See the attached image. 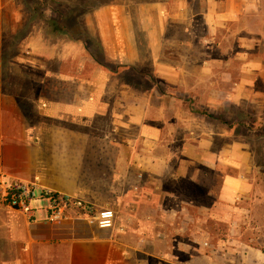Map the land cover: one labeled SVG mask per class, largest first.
<instances>
[{
    "label": "crops",
    "instance_id": "crops-1",
    "mask_svg": "<svg viewBox=\"0 0 264 264\" xmlns=\"http://www.w3.org/2000/svg\"><path fill=\"white\" fill-rule=\"evenodd\" d=\"M19 1L0 0V173L112 209L116 222L50 221L45 202L30 216L0 207V264H264L251 246L243 257L238 245L233 254L224 243L175 247L145 221L173 218L163 200H174L179 159L236 170L219 190L232 210L251 211L241 199L264 203L253 194L264 146L259 167L240 143L215 146L235 136L223 129L230 117L192 129L184 96L215 116L229 105L264 106V1L203 0L197 53L186 35H169L182 22L195 37L187 0H109L81 13L78 0H54L61 18L53 23H30ZM177 128L188 130L181 150L169 143Z\"/></svg>",
    "mask_w": 264,
    "mask_h": 264
},
{
    "label": "rangeland",
    "instance_id": "rangeland-1",
    "mask_svg": "<svg viewBox=\"0 0 264 264\" xmlns=\"http://www.w3.org/2000/svg\"><path fill=\"white\" fill-rule=\"evenodd\" d=\"M104 1L109 0H78V12L89 11ZM136 1L145 2L150 0ZM202 1L187 0L192 15L200 13ZM19 2L23 4L24 14L27 13L24 15V19L28 16L30 23L33 22L32 20H46V22L50 21L51 23L53 17L58 18L60 22L61 17L58 14L59 11L56 10L59 9V6L54 0H20ZM199 17V14L193 16L196 31L195 37L192 40L187 33H182V22L171 26L172 28L169 31V35H174L179 38H183L186 35V40L189 39L191 42L190 47L192 53L203 51V45L200 43V40L204 34V26ZM28 22L27 19L23 31L28 29ZM16 43L15 41L8 42L9 48L11 47L9 49L10 53L14 52ZM93 48L95 47L93 46ZM176 49L181 52L183 50L186 51V48L182 50L180 46ZM196 93L197 91L195 90L190 91V95ZM198 93L200 94V91ZM184 96H186L185 108L188 112L186 116L187 126L196 130L202 129L203 126L212 128L218 125V121L220 120L218 117H230L229 120L224 118L226 122L223 124V129L227 131L228 126H232V131H234L235 136L218 137L214 142L215 146H218L220 143H240L254 151L256 164L258 167L261 166L264 146V106H254L246 103H242L240 106L229 105L222 108V111L219 112L220 115L215 116L202 106L199 100H194L189 96V93L184 94ZM137 129L136 126H131L128 132L134 135L137 133ZM185 131L181 128L175 129L177 136L180 137L176 138V140L172 139L174 131L171 132L169 139H172L173 142L170 141L169 143L172 144L173 149L181 150V147L184 146V139L181 137L188 130L185 129ZM174 164L180 169V173L176 172L177 180H173L174 184H169L168 187L175 195L172 198L174 200L173 202L169 199L163 200L164 206H172L174 208L175 214L173 218L169 215L166 216V213H164V217L152 216L151 218L153 219L146 217L145 221H151L161 226L168 234L167 236L165 235V238L169 239L168 241L171 244L173 243L175 247H178L183 242L196 247L202 246L208 248L211 245L217 246L219 243H224L227 248L231 249L229 250L231 252L238 245V255L243 257L242 254L244 251L248 250L251 246L255 248V253L261 257V253H264V203L256 202L252 204L248 199H241L243 201L242 207L249 208L251 211H241L239 214L236 210H232L230 205L219 199L222 179L225 174H235L236 170L225 166L214 169L212 166L210 168V164L208 166L200 161L186 166L184 159L175 160ZM255 177H257L262 189L256 188L253 194L262 197V194L264 195V170L258 171ZM43 202L47 203L45 199L34 200L32 207L34 208ZM248 203L251 206H248ZM177 250L178 248H176V254L182 257L180 250L178 252ZM231 254H233V251ZM231 254L229 255L228 253L226 257H231Z\"/></svg>",
    "mask_w": 264,
    "mask_h": 264
},
{
    "label": "built area",
    "instance_id": "built-area-1",
    "mask_svg": "<svg viewBox=\"0 0 264 264\" xmlns=\"http://www.w3.org/2000/svg\"><path fill=\"white\" fill-rule=\"evenodd\" d=\"M47 201L46 212L50 221H60L70 217L85 219L99 228H112L115 224V213L112 209L98 208L94 204L75 195L57 192L33 182L19 179H8L0 173V207L32 215L34 200Z\"/></svg>",
    "mask_w": 264,
    "mask_h": 264
},
{
    "label": "trees",
    "instance_id": "trees-1",
    "mask_svg": "<svg viewBox=\"0 0 264 264\" xmlns=\"http://www.w3.org/2000/svg\"><path fill=\"white\" fill-rule=\"evenodd\" d=\"M54 21H52V23H53Z\"/></svg>",
    "mask_w": 264,
    "mask_h": 264
}]
</instances>
